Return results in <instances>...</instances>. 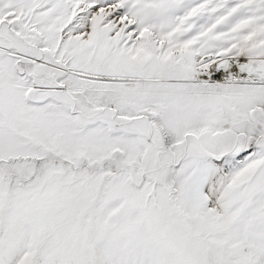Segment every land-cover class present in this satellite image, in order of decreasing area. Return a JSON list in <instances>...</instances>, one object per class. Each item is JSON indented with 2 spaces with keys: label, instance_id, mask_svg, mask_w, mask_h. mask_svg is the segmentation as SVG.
Segmentation results:
<instances>
[{
  "label": "snow or ice",
  "instance_id": "6c2138e0",
  "mask_svg": "<svg viewBox=\"0 0 264 264\" xmlns=\"http://www.w3.org/2000/svg\"><path fill=\"white\" fill-rule=\"evenodd\" d=\"M0 264H264V0H0Z\"/></svg>",
  "mask_w": 264,
  "mask_h": 264
}]
</instances>
